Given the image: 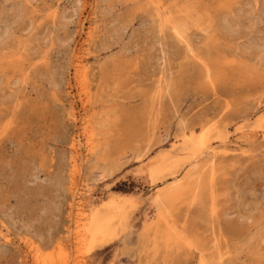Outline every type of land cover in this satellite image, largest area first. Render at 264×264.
Here are the masks:
<instances>
[{"label":"rangeland","instance_id":"rangeland-1","mask_svg":"<svg viewBox=\"0 0 264 264\" xmlns=\"http://www.w3.org/2000/svg\"><path fill=\"white\" fill-rule=\"evenodd\" d=\"M0 264H264V0H0Z\"/></svg>","mask_w":264,"mask_h":264},{"label":"bare ground","instance_id":"bare-ground-1","mask_svg":"<svg viewBox=\"0 0 264 264\" xmlns=\"http://www.w3.org/2000/svg\"><path fill=\"white\" fill-rule=\"evenodd\" d=\"M164 71V70H163ZM89 102H87V104H88ZM184 126V125H183ZM183 132V131H182ZM226 136V135H225ZM255 136V135H254ZM187 138V137H186ZM195 137L193 136V135H189L188 136V140L186 141L187 143H186V145H188V143H191L192 145H193V147H191L190 148V146H192L191 144H189L190 146H189V148H190V150H194V152L193 153H197V152H199V151H201V154H199V157H201V156H205L207 153H210L209 151L208 152H206V150H210V147H206V149L204 148V150H203V147H205V145H204V143H202L201 141H198L197 139H194ZM224 139H227V138H224ZM241 139V138H240ZM224 141V140H223ZM226 141V140H225ZM230 145V144H229ZM93 146V145H92ZM225 146V145H224ZM223 146V147H224ZM91 147V146H90ZM220 147H222V146H220ZM222 147V148H223ZM79 148H80V146H78V145H75L74 144V151H75V153L77 154V157L75 158V160H74V162H75V166H74V168H75V178L78 176L79 177V173H80V170H81V167L78 165V158H79ZM193 148V149H192ZM211 148H213V147H211ZM219 149H221V148H219ZM219 149L218 150H215V149H212V150H214V152L215 151H219ZM223 149H226L225 147L223 148ZM177 150H178V148H177ZM180 150H182L183 151V149L181 148ZM188 150V149H187ZM203 150V151H202ZM88 151H90V149H88ZM225 152H227V150L225 151ZM175 153H177V152H175ZM204 153H206V154H204ZM223 153V152H222ZM234 153V152H233ZM192 154V153H191ZM216 154V153H215ZM215 154H213V156L215 155ZM219 154H221L220 152H219ZM195 154H192V156H193V158L195 157L194 156ZM211 155V154H210ZM217 155V154H216ZM222 155H224V154H222ZM227 155V154H226ZM196 156H198V155H196ZM212 156V155H211ZM212 156V157H213ZM214 157H216V156H214ZM172 158V157H171ZM188 158V157H187ZM196 159V158H195ZM194 159V160H195ZM199 159V158H198ZM191 161V160H190ZM196 161V160H195ZM187 162V161H186ZM174 163H172V165H173ZM182 165V164H181ZM180 165V166H181ZM175 166V165H174ZM177 166H179L178 164H177ZM183 167V166H182ZM176 168V167H175ZM174 169V168H173ZM182 170V169H181ZM203 171V170H202ZM203 173V172H202ZM81 174V173H80ZM157 173L154 171L153 172V170H152V177H154L155 175H156ZM201 174V173H200ZM194 175V174H193ZM199 175V174H198ZM81 176V175H80ZM162 177V176H161ZM191 177V176H190ZM164 178V177H163ZM193 176L191 177V178H189V179H191L192 181H194L193 179ZM194 178H195V176H194ZM198 178H199V176H198ZM74 179V178H73ZM151 179H153V178H151ZM188 179V180H189ZM77 180V179H76ZM79 180V179H78ZM156 180V179H155ZM197 180V179H196ZM80 181V180H79ZM75 182V181H74ZM198 182V181H197ZM198 184V183H197ZM76 186H77V184H76ZM75 186V187H76ZM78 187V186H77ZM186 187V186H185ZM190 187H192V186H190ZM191 189H193V188H191ZM178 190V189H177ZM183 190V189H182ZM199 190V189H198ZM179 191V190H178ZM174 192V191H173ZM172 191L171 192H169V193H173ZM184 192H185V190H184ZM168 193V192H167ZM168 193V194H169ZM181 193V192H180ZM191 193V192H190ZM80 195H82V194H80ZM86 195V194H85ZM173 195H175V194H173ZM83 196V195H82ZM162 196V195H161ZM168 196V195H167ZM170 196V195H169ZM177 196V195H176ZM175 196V197H176ZM81 197V196H80ZM164 196H162V198H163ZM165 197H166V195H165ZM198 197V196H197ZM167 198V197H166ZM170 197H168L167 199H169ZM173 198V197H172ZM177 198V197H176ZM160 200H162L161 198H159ZM196 199V198H195ZM120 201V200H119ZM162 201H164V199L162 200ZM159 202V201H158ZM161 203V201L158 203V204H160ZM121 203L120 202H116V200L114 201V200H112L109 204H108V206H106V208L104 209V210H100V211H94V214H92V215H90V219H89V225H87V227H86V231L85 230H82V232H86L85 234H82L81 235V237H90L91 239H92V242H93V247L97 244L96 243V241L98 242V241H101L100 243H104L105 242V240H104V235L105 234H107L108 232H111V225L113 224V223H111L112 221H111V219H112V216H114V214L109 218V214L107 213L106 214V212H105V210L107 211L108 209H109V211H110V209H111V207H113L114 205H120ZM162 204V203H161ZM122 206H124V204L122 205ZM84 208V207H83ZM114 208V207H113ZM120 208V207H119ZM116 210V209H115ZM114 209H113V211H115ZM117 210H119V209H117ZM120 210H121V208H120ZM78 211V210H77ZM81 211V210H80ZM84 213V212H83ZM112 213V212H111ZM123 215V214H122ZM115 217V216H114ZM119 217V216H118ZM113 219H115V218H113ZM110 234V233H109ZM8 238V237H7ZM82 238V239H83ZM99 243V242H98ZM92 247V248H93Z\"/></svg>","mask_w":264,"mask_h":264}]
</instances>
